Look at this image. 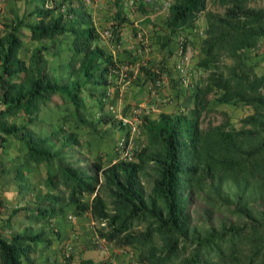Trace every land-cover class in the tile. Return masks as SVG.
<instances>
[{
	"label": "trees",
	"instance_id": "trees-1",
	"mask_svg": "<svg viewBox=\"0 0 264 264\" xmlns=\"http://www.w3.org/2000/svg\"><path fill=\"white\" fill-rule=\"evenodd\" d=\"M26 1L22 10L8 7L11 14L0 7V154L9 146L17 151L8 164L0 157V173L15 171L19 186L35 194V206L24 207L29 222L16 228L19 208L1 213L13 202L0 188V264H35L34 254L51 239L33 226L68 211L88 212L96 235L131 246L140 264H264V72L251 62L264 40V7L250 0H172L165 38L183 36L186 45L187 32L195 30L200 38L192 104L156 118L142 113L141 141L132 158H124L118 142L110 152L100 144L91 152L63 122L47 120L43 130L42 113L58 96L64 122L111 121L127 144L129 125L101 112L124 58L104 44L83 0ZM107 1L118 19L109 25L115 44L125 0ZM133 4L144 12L152 2ZM139 67L151 80L164 79L150 65ZM228 103L249 108L239 126L227 117L204 123ZM90 110L97 118L88 117ZM91 131L103 136L98 126ZM81 151L92 153L84 166V158H74ZM40 166L44 173L32 185L27 172ZM194 199L216 223L192 224Z\"/></svg>",
	"mask_w": 264,
	"mask_h": 264
},
{
	"label": "crops",
	"instance_id": "crops-1",
	"mask_svg": "<svg viewBox=\"0 0 264 264\" xmlns=\"http://www.w3.org/2000/svg\"><path fill=\"white\" fill-rule=\"evenodd\" d=\"M83 2L84 9L90 14L97 29L101 31L104 44L109 47L114 56L124 58L121 60V64L126 65L129 70L128 81L121 80L117 76L109 85V94L105 101L106 103L112 102L118 107V112L112 115L118 117L119 113H131L134 106L140 108L141 114H148L149 118H156L159 111L162 110L176 113L189 109L192 104V91L200 76V71L195 68L200 39L196 30L195 32H187L185 50L181 54L178 51L177 38L170 37L169 40L165 38V35L169 37L168 30L163 24L168 7L164 5L163 0L150 1L152 4L144 12L138 9L133 10V8L128 9L129 2L132 3L130 7H136V4H133V0H125L121 8L123 20L119 21L118 24L120 39L117 43L112 44L108 36L103 33V27L106 24L109 26L110 23H116L118 20L110 16L113 13L114 5L111 7L112 10L110 8L107 10L110 14L101 18V16H96L98 14L97 9L90 5V0H83ZM100 7L101 5L97 6L98 9H103ZM203 21L202 16H200L196 22L198 32H201ZM127 49L131 51L130 55ZM132 56H135L134 59L129 61ZM139 65H150L159 71L164 79H161L160 83L157 84V80L149 79ZM108 134L107 131V133H103L102 137L107 140V149L112 151L114 144L122 137V132L119 130L117 139H115V134L111 136ZM130 138L135 143L141 141V138L134 139L133 136ZM86 213L88 212L80 214L68 212V215L73 217L72 219L68 218V221H75L76 219L82 225ZM88 215L91 217L89 213ZM61 216H56L49 222L35 225L41 226L45 232H48L51 239L49 248L46 247L42 250L44 254L40 258L37 256L35 264H82L83 260L85 264H130V262L140 264L137 261L136 250L128 251V248H119L110 242L107 246V241L98 237L95 230H93V235L91 233L87 238L77 242L75 239L77 235L73 234V231L69 233L63 229ZM91 221L93 222L92 217ZM54 230L58 236L53 235ZM67 232L71 236L70 239L61 241V237ZM58 243L60 247H57ZM58 248H61V254H59ZM64 248L66 249L64 250ZM64 251L69 257H64Z\"/></svg>",
	"mask_w": 264,
	"mask_h": 264
},
{
	"label": "rangeland",
	"instance_id": "rangeland-1",
	"mask_svg": "<svg viewBox=\"0 0 264 264\" xmlns=\"http://www.w3.org/2000/svg\"><path fill=\"white\" fill-rule=\"evenodd\" d=\"M29 1H30V4L31 3L33 4V2L35 0H29ZM126 1H128V0H126ZM149 1H156V0H149ZM25 2H27V1L26 0H0L1 13L2 14H11L8 7L21 8V10H22L23 3H25ZM47 2H48V4H51V0H47ZM109 2L110 1H107V0H98V1L97 0H90V5H92V7L97 9L98 14L96 16H101V18H102V17H106V16H108V14H110L107 11L108 8H110L112 10L111 7L113 4H110ZM250 4L255 5V6L264 7V0H250ZM99 5H101L100 8H103V9H98L97 6H99ZM128 5H129L128 9H130V8L131 9L133 8V10L138 9L137 7H130V5H132L131 2H129ZM209 7L215 9V7H217V6H215L213 4H209ZM111 24H113V23H110V25ZM107 27H108V24H106L103 27V30ZM258 50H259V54L254 55L251 59V62H254L257 72H264V40L261 43ZM60 61H61V57L56 58L55 64L57 67H58V65H60ZM59 71H61V70H59ZM60 101H61L60 98L58 96H55L53 98L54 103L50 104L43 111L42 118H43V120L46 121V122H44L43 130H45L46 126H48L50 124V123H48L50 121H47V120H51V122H53L52 125L59 124L60 122H63L64 129H66L67 131L68 130L69 131L75 130L76 132H78L79 137L81 139V142L83 144V147H88V148L90 147L89 149L91 150V152L94 151L95 149H97L98 144L103 145V146H108L107 140H104L103 137L97 136V134H95L91 131L92 128H94V126H98L99 132H103V133L106 132L107 133V131H108L109 132L108 135H110V136L112 134L113 135L115 134L114 135L115 139H117V134L119 133L120 127L119 126H113L111 121H103L97 125L96 120L91 119V122H86L84 125L83 124L82 125H75V123L72 122L70 120V117H69V120L64 122V120L62 118H60V116L65 115L67 112H66V107ZM106 104L102 108V111H101L102 113L109 114V115L111 113V116H113L112 114L118 112L117 111L118 107L115 104H114V111L110 108L111 103L109 101H108V104L107 105ZM221 110H225L227 115L224 114ZM248 111H249L248 107L239 106V105H235L232 103L217 105V108L215 110L209 112L204 117V123L207 121L218 122L220 120H223L225 117H227L229 119L230 125L239 126L240 117L243 116L244 114H246ZM93 114H92V111L90 110V112H88V117L97 118L98 115H95V113H93ZM127 114L129 115L130 113L127 112ZM92 121L95 123H93ZM112 128H114V130H112ZM133 137H134V139H139V136H133ZM111 142H114V141H111ZM133 142H132V144L134 145V147L139 145V143H137V142L133 143ZM110 151L111 150H109V152ZM15 152H17L15 147L9 146L7 152L1 153L0 157L4 161H6L8 164L10 157ZM68 157H70V156H68ZM76 157H78L80 159L84 158L83 162L80 163L81 165L84 166L88 163L89 158L92 157V153L87 155V153L85 151H81V152H78L75 154L74 158H76ZM43 173H44L43 166H40L38 168H34L33 170L28 171L27 176L29 178L30 184H32V185L36 184L39 177L42 176ZM14 174H15V171H13V170L9 171V172L8 171L7 172L2 171L0 173V188L2 190V193L8 198V200L13 202V203L7 205L1 213L6 215L12 210V208H19L16 215H14L12 217L13 218L12 222L16 228L24 229V227L27 226V224L29 222V220L27 218L28 217L27 210H25L24 207L32 208L35 206V199H34L35 194L32 193L31 191H29V189L21 188L18 184V181L15 179ZM147 185H149V184H147ZM190 207H191L190 209H191L192 224L208 225L211 222H214V223L217 222V220H216V218H214L213 214H211V215L203 214V212H202L203 206H201V203L198 199H194ZM68 212L73 213L71 211H68ZM68 220L69 219H68L66 214L61 216V224L64 225L63 229H65L69 233H71V231H73V234L77 235V237H75L77 242H80L81 240L87 238L88 235H90L91 233L93 235V233H94L93 230L95 228V221L93 219H92L93 222L91 221V217H89L88 213H86V215H84V224H82V225L76 219H75V221H70V222ZM37 228H38L37 226H35V225L33 226V229H37ZM48 228H50V227H48ZM60 229L62 230V227H60ZM68 232L65 233L61 237V241L62 240L67 241L70 239L71 236L69 235ZM55 234L57 235L56 231L54 230L53 235L55 236ZM58 234H59V232H58ZM45 236L49 237L50 235L48 232H45ZM42 243H43V241H42ZM59 243L61 244L60 241H59ZM59 243H58L57 247L58 246L60 247ZM106 244H107V246L109 245L108 242H106ZM47 247L49 248V246H47ZM123 248L124 249L128 248L127 249L128 251L134 250V249H132L131 246H125ZM44 249H46V248H44ZM58 250H59V254H61V251H60L61 248L60 249L58 248ZM43 254L44 253L42 252V250H38V252H36L34 254V256H36L35 259L37 260V256L39 258L42 257Z\"/></svg>",
	"mask_w": 264,
	"mask_h": 264
},
{
	"label": "built area",
	"instance_id": "built-area-1",
	"mask_svg": "<svg viewBox=\"0 0 264 264\" xmlns=\"http://www.w3.org/2000/svg\"><path fill=\"white\" fill-rule=\"evenodd\" d=\"M164 5H166L167 7L170 5V3L172 2V0H164ZM46 5H50L48 4V2L46 3ZM103 33L105 35H107L108 37L111 35V28L108 26L107 28H105V30H103ZM184 41L185 38L183 36L179 37V41H178V51L179 53L183 54L184 53ZM117 71V75L119 77V79L124 80V81H128L129 80V70L128 67L126 65L121 64L120 68ZM156 83H160L161 79H156ZM185 81V80H184ZM108 94H109V90H108ZM110 108L114 111V104H110ZM131 113L128 114H122L119 113L117 120L120 122V124H127L129 125V130H130V137L131 136H138L140 130H139V124L141 121V111L139 107H133L131 109ZM129 137L127 144L124 143V139L120 138L118 141V151H119V156L120 157H124V158H132V149L134 148V145L132 144L133 140H131V138ZM134 143V142H133ZM69 219H72V215H68ZM99 246H102V244H99ZM130 264H132V262H130Z\"/></svg>",
	"mask_w": 264,
	"mask_h": 264
}]
</instances>
